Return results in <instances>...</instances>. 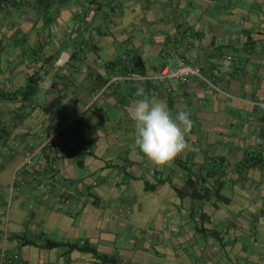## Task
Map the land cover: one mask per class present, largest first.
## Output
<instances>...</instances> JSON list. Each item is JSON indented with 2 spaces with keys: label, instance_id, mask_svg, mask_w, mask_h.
I'll return each instance as SVG.
<instances>
[{
  "label": "crops",
  "instance_id": "crops-1",
  "mask_svg": "<svg viewBox=\"0 0 264 264\" xmlns=\"http://www.w3.org/2000/svg\"><path fill=\"white\" fill-rule=\"evenodd\" d=\"M87 1L56 3L50 25L32 3L0 5L5 264H96L87 253L41 248L40 237L53 233L59 236L52 240L70 243L84 234L81 241L116 255L119 264H158L136 254L140 239L142 250L154 251L149 238L158 240L154 253L163 264H264V0ZM136 58L145 74L179 59L198 63L214 88L198 79L154 87L114 74ZM30 77L39 79L35 95L1 96L23 90ZM105 78L104 95L87 107ZM138 88L174 116L190 113L189 146L169 166L153 164L134 144L130 113ZM77 105H86L81 115ZM56 132L54 145L45 148ZM37 146L34 164L18 171L13 187L14 171ZM246 154L259 160L242 169ZM53 164L65 190H79L68 206L47 185L43 172ZM211 167L202 184L209 196L195 204L190 193L178 197L173 187L184 189L189 176L200 182ZM144 183L156 188L147 192ZM216 190L222 198L213 196ZM117 233L130 235L121 240L125 249L114 246ZM22 235L38 246L23 245Z\"/></svg>",
  "mask_w": 264,
  "mask_h": 264
},
{
  "label": "clouds",
  "instance_id": "clouds-1",
  "mask_svg": "<svg viewBox=\"0 0 264 264\" xmlns=\"http://www.w3.org/2000/svg\"><path fill=\"white\" fill-rule=\"evenodd\" d=\"M131 108L135 127V146L153 164L169 166L188 148L187 136L193 122L190 113L181 111L175 116L167 104L150 97L138 88Z\"/></svg>",
  "mask_w": 264,
  "mask_h": 264
},
{
  "label": "trees",
  "instance_id": "trees-1",
  "mask_svg": "<svg viewBox=\"0 0 264 264\" xmlns=\"http://www.w3.org/2000/svg\"><path fill=\"white\" fill-rule=\"evenodd\" d=\"M25 1L27 3H32V6H33L32 9L34 10V12L36 14L42 16V19H44L43 23L45 25L46 24L50 25L53 23L54 18H53L52 12L54 9H56L55 8L56 3H69L68 2L69 0H28V1L25 0ZM16 3H20V0H0V5L17 6ZM51 61H53V60L50 59V62ZM129 62L131 63L130 64L131 66L125 67L123 71H117L114 74H122L125 76H132V75L144 76L145 75L144 66L142 65L139 58L131 59V60H129ZM112 64L113 63L109 64V66H111ZM107 80H108V78H105L101 87H103V85H105L109 81V80L108 81ZM38 81H39L38 78L30 77V79L28 81V85L23 90H17L16 92L12 93L11 95L1 94V96L3 98H7L8 96H11V97L20 96V97H22L23 100H26L30 96L35 95ZM258 160L259 159L256 156L253 157V155H251V154L249 156L246 154V155H244V157L240 163V166H241L240 168L249 169V168L255 166V161H258ZM183 170H186L187 173H191L190 169H187L185 167H183ZM211 170H212V167L205 171L204 177H200V182L193 180L189 176L185 182L184 189L178 190L175 187H173V189L176 192V194L178 195V197L180 199H183L186 196H188V195H186L187 193H190L189 197L193 201V203L195 204L196 202L202 201L205 198V196L206 197L209 196L210 190L202 187V184L204 183L205 176L209 177V176H211V174H213L210 172ZM55 172H56V174H58L57 170H55ZM155 188H156V185H150L149 183H144V190L147 192L152 191ZM213 196L220 197L217 190L213 193ZM220 198H222V197H220ZM203 217H204L203 214L199 215V218L201 220ZM17 238H18V240H22V241L24 240L23 245L38 246L36 241H34L32 239H25L24 235H22L20 237L18 236ZM40 240L42 241V243L39 245L41 248H45L48 250L63 249V250H65V252H64L65 254H69L73 251H78L81 253H87L93 257L96 264H119V258L116 255H106V254L100 253L97 250V247L95 245L91 244L88 240H84L81 243L59 242V241H55V240L48 239V238L42 239L41 237H40Z\"/></svg>",
  "mask_w": 264,
  "mask_h": 264
},
{
  "label": "rangeland",
  "instance_id": "rangeland-1",
  "mask_svg": "<svg viewBox=\"0 0 264 264\" xmlns=\"http://www.w3.org/2000/svg\"><path fill=\"white\" fill-rule=\"evenodd\" d=\"M28 1V0H27ZM133 1V0H132ZM131 1V2H132ZM175 1H179V0H175ZM181 1V3L183 2L184 3V0H180ZM69 3H88V1L87 0H69L68 1ZM135 2H138L137 0H135ZM23 3H27L25 0H20V3H16L17 4V6L16 7H20ZM12 7H14V6H12ZM186 62H188V63H190V64H196L200 69H201V67H200V65L198 64V63H191V62H189V61H187L186 59H184ZM160 69H162V68H160ZM160 69H158L157 71H155V72H153V73H149V74H145L144 76H146V77H153V76H155V75H157L158 74V71L160 70ZM201 75H202V78L204 79V80H201V79H198V81L199 82H201V83H203L204 85H206V86H209V87H211V88H214V87H212V85H211V83L208 81V80H206L205 78V76L203 75V72H202V70H201ZM141 81H144V80H141ZM147 83H150L151 85H153L154 87H155V84H158V86L159 87H161V86H163L164 84H166L165 82H162V83H157L156 81H154V80H149V79H146L145 80ZM136 82H138V81H136ZM53 86L52 85H49V88H52ZM108 87H110L109 85H108ZM107 87V88H108ZM103 87H101L100 89H98V90H96L95 91V93H97L99 90H101ZM106 89H104V91H105ZM95 93H93L92 95H91V98L93 97V95L95 94ZM104 95V92H103V94L102 95H100V97L101 96H103ZM156 95V94H155ZM99 97V98H100ZM98 98V99H99ZM98 99H96L91 105H93ZM91 100V99H90ZM86 106V105H85ZM85 106H78L77 105V108H76V113H78L77 115H81L82 113H84L85 112ZM61 131H63V130H61ZM61 133H58V132H56V133H51L48 137H46L45 138V140H44V142H43V144H44V147L46 148V147H49V145L50 146H52V145H54V139L55 138H57V137H59V135H60ZM262 144V143H261ZM260 144V145H261ZM257 146H260V145H258V144H256ZM63 145H59V147H62ZM37 148H38V146L36 147V148H33L32 150H30V151H28V153L27 154H25V156H24V159H23V161H22V163H21V166L19 167V169H16L15 171H14V174H13V177H12V186L13 187H15V183H16V175H18V171H20V170H23V169H25V167L26 166H32L33 164H34V160H36V157H37ZM41 149V148H40ZM37 150V151H36ZM42 150V149H41ZM41 152V151H40ZM35 169V168H34ZM36 171H42V169H35ZM55 170H57V173L59 174V171H58V165H55V164H53L51 167H49L47 170H45L44 169V171L45 172H43L44 173V176H45V178H46V180H47V185H49V187H50V190L51 191H55V192H57L58 191V194H59V196H60V201H61V203H63L64 205H66V206H68L69 204H70V198H72V197H75L74 196V194L75 193H78L79 192V190H77L76 192L75 191H72V190H69V189H66L65 190V188H64V186L63 185H61L58 181V179L59 178H57V175L58 174H56V172H55ZM75 170H76V172H80V171H82L79 167H76L75 168ZM35 171V172H36ZM78 172V173H79ZM56 178V179H55ZM169 221V218H168V216H166V218L164 219V225H163V227H162V229L165 231L166 230V225L168 224L167 223V221ZM142 232V231H141ZM151 232H153L152 230H150V233H146V235L147 236H152L153 234L151 233ZM155 232V231H154ZM167 233V232H166ZM7 234H6V232H5V238L7 239V236H6ZM84 234H81V235H79L78 237H74L73 239H72V241H71V243H74V242H76V243H81L82 241H81V239L82 238H84L85 239V235L83 236ZM57 236H59V235H57V233H53L52 235H51V238L52 239H55ZM130 235L129 234H127V233H117V235L116 234H114V237L115 238H118V239H115V242H114V246L117 248V250H119V248H123V249H125V247L127 246V244H123V242H121V240H122V238L123 239H125V238H127V237H129ZM154 237V236H153ZM168 237H169V235H168V233H167V235H166V239H168ZM59 238V237H58ZM83 239V240H84ZM150 240V242H149V244H154V246H153V248H154V251H157L158 253H159V251H158V249H157V247L156 246H158L159 244H158V240L155 238L154 240H152L151 238H149ZM137 242H138V240H136ZM155 242V243H154ZM139 246V249L138 248H136V249H138V251H137V253L136 254H138V255H140L142 252H144V254H146L147 256H149L148 258L150 259L151 258V260L152 261H155V260H157L158 261V264H163L161 261H160V259H164V257L162 256V255H160V254H155L154 253V251H153V249H144V250H142V248H143V246H144V242H142L141 241V239H140V242L137 244V246L136 247H138ZM135 252V251H134ZM1 254H3L4 255V257H6V251L3 249L2 250V252H1ZM185 254V253H184ZM188 255H191V253H187ZM141 256V255H140ZM192 256V255H191ZM191 256H189V259L191 260L192 259V257ZM192 262L195 264L196 262H195V259H192Z\"/></svg>",
  "mask_w": 264,
  "mask_h": 264
},
{
  "label": "built area",
  "instance_id": "built-area-1",
  "mask_svg": "<svg viewBox=\"0 0 264 264\" xmlns=\"http://www.w3.org/2000/svg\"><path fill=\"white\" fill-rule=\"evenodd\" d=\"M124 80L126 81H141V80H154L157 83L167 82V81H178L181 85L187 86L190 85L192 79H201V69L196 64H190L186 62L184 59H179L175 65L164 66L162 69L158 71V74L153 77H146V76H124ZM105 89V88H104ZM104 89L99 90L97 93L93 95L90 100L92 104L96 99L103 94ZM88 104L87 107L91 106ZM264 108V104L262 105ZM262 143L261 140H257L256 144L260 145ZM0 264H5L4 255H0Z\"/></svg>",
  "mask_w": 264,
  "mask_h": 264
},
{
  "label": "water",
  "instance_id": "water-1",
  "mask_svg": "<svg viewBox=\"0 0 264 264\" xmlns=\"http://www.w3.org/2000/svg\"><path fill=\"white\" fill-rule=\"evenodd\" d=\"M64 58H66V55L64 56Z\"/></svg>",
  "mask_w": 264,
  "mask_h": 264
}]
</instances>
